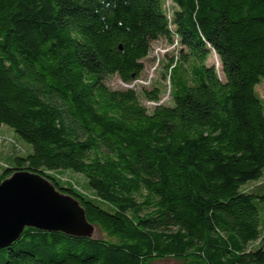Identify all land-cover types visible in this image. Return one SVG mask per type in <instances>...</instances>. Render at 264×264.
Returning <instances> with one entry per match:
<instances>
[{
  "label": "trees",
  "instance_id": "obj_1",
  "mask_svg": "<svg viewBox=\"0 0 264 264\" xmlns=\"http://www.w3.org/2000/svg\"><path fill=\"white\" fill-rule=\"evenodd\" d=\"M171 2L0 0V128L30 147L0 181L40 173L96 231L25 227L0 264H264V0ZM159 38L161 79L112 87Z\"/></svg>",
  "mask_w": 264,
  "mask_h": 264
},
{
  "label": "water",
  "instance_id": "obj_2",
  "mask_svg": "<svg viewBox=\"0 0 264 264\" xmlns=\"http://www.w3.org/2000/svg\"><path fill=\"white\" fill-rule=\"evenodd\" d=\"M25 227L74 237H91L94 231L75 197L40 173L14 170L0 181V248L15 241Z\"/></svg>",
  "mask_w": 264,
  "mask_h": 264
},
{
  "label": "rangeland",
  "instance_id": "obj_3",
  "mask_svg": "<svg viewBox=\"0 0 264 264\" xmlns=\"http://www.w3.org/2000/svg\"><path fill=\"white\" fill-rule=\"evenodd\" d=\"M172 6L171 0H167L166 7L170 10ZM178 43L175 41L169 42L168 39L159 38L156 41L152 42L151 51L148 57L145 59V68L140 76V79L134 80L132 83L124 84L117 77H112L109 81L112 87H129L139 89L141 86H149L156 79H161V73L163 72V62L171 55L172 53L177 51ZM208 63H213L216 69L219 70V61L217 55L212 52L211 56L208 59ZM167 82V81H166ZM257 90L264 95V91L261 87H257ZM170 98L168 95V90L163 94L159 103L169 104ZM144 104L148 107H151L154 102L144 101ZM16 143L21 148L20 151L30 150V147L25 142L21 141L14 132L3 125L0 128V162H7L12 153L11 143ZM57 176L63 181H71L73 182L78 189H81L86 194H89L85 185V177L80 173L71 172L68 170H62L56 172ZM264 182V175L255 183ZM251 184L247 185L250 186ZM95 229L93 234H95ZM164 264H172L169 262Z\"/></svg>",
  "mask_w": 264,
  "mask_h": 264
},
{
  "label": "bare ground",
  "instance_id": "obj_4",
  "mask_svg": "<svg viewBox=\"0 0 264 264\" xmlns=\"http://www.w3.org/2000/svg\"><path fill=\"white\" fill-rule=\"evenodd\" d=\"M166 11V10H165ZM173 12V11H172ZM170 13V12H169ZM171 19V18H170ZM155 41V40H154Z\"/></svg>",
  "mask_w": 264,
  "mask_h": 264
}]
</instances>
